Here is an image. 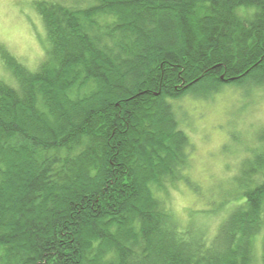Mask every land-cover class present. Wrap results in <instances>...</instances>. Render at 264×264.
<instances>
[{
	"label": "trees",
	"instance_id": "obj_1",
	"mask_svg": "<svg viewBox=\"0 0 264 264\" xmlns=\"http://www.w3.org/2000/svg\"><path fill=\"white\" fill-rule=\"evenodd\" d=\"M44 57H4L0 264H264V128L216 232L168 201L188 170L174 102L264 87V0H38ZM224 204V202H219ZM208 211V210H207Z\"/></svg>",
	"mask_w": 264,
	"mask_h": 264
},
{
	"label": "rangeland",
	"instance_id": "obj_2",
	"mask_svg": "<svg viewBox=\"0 0 264 264\" xmlns=\"http://www.w3.org/2000/svg\"><path fill=\"white\" fill-rule=\"evenodd\" d=\"M37 1L0 0V79L10 78L5 56L31 70L44 57L46 35ZM174 106L180 127L190 138L188 173L198 193L180 183L168 201L180 227L192 225L211 236L238 201L233 177L264 128V87L227 86L206 99L185 98ZM260 238L254 241L255 264H260Z\"/></svg>",
	"mask_w": 264,
	"mask_h": 264
}]
</instances>
